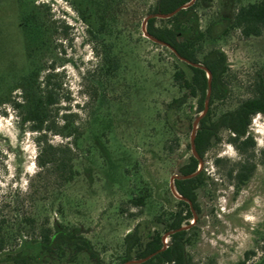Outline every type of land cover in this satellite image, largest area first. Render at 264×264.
<instances>
[{
  "label": "rangeland",
  "instance_id": "1",
  "mask_svg": "<svg viewBox=\"0 0 264 264\" xmlns=\"http://www.w3.org/2000/svg\"><path fill=\"white\" fill-rule=\"evenodd\" d=\"M156 1L0 0L1 214L26 220L20 239L7 233V249L32 264H119L136 226L143 243L155 232L169 241L167 226L181 208L172 179L195 155L199 115L193 98L169 107L183 93L174 58L143 31ZM256 1L200 0V27ZM213 48L229 65L228 97L212 106L218 117L252 98L264 77V28L203 43ZM36 108L40 129L23 122ZM248 130L253 145L222 131L198 164L205 181L190 264H264V114ZM243 163L251 170L244 184L235 178ZM70 167L76 175L65 182ZM55 224L79 231L98 260L72 248L62 256L41 251V230Z\"/></svg>",
  "mask_w": 264,
  "mask_h": 264
},
{
  "label": "trees",
  "instance_id": "2",
  "mask_svg": "<svg viewBox=\"0 0 264 264\" xmlns=\"http://www.w3.org/2000/svg\"><path fill=\"white\" fill-rule=\"evenodd\" d=\"M199 1L194 0L186 6L191 0H157L145 25L149 36L173 50V52L170 50L175 62L173 80L183 93L173 99L169 107L179 109L188 99L193 98L197 104L196 113L198 115L204 113L198 120L193 140L195 155L190 156L188 163L179 169L178 178L173 181L175 190L182 199L178 201L181 208L173 212L167 226L169 241L164 244L161 234L155 232L143 243L136 226L124 237V255L119 264L191 263L186 248L196 230L197 219L193 218L199 213L198 188L205 181L203 170L202 168L198 170V164L203 160L205 153L220 139L222 131H227L232 141L241 140L244 146L253 145L248 130L251 119L256 114H264V77L259 76L254 84L252 98L244 100L234 110L214 117L213 104L228 97L229 65L222 50L217 48L203 50V43L207 40L221 39L235 29L244 38L259 36L264 28V0L242 5L236 9L232 18H218L211 21L204 30L200 27L196 11ZM175 10L178 11L169 17H160ZM206 71L210 74V79ZM23 122H31L35 129H40L44 119L36 108L27 113ZM245 170L246 164L243 163L235 175L237 182L244 184L249 180L251 170ZM75 175L76 172L70 167L65 182L72 181ZM190 175L193 176L188 177ZM137 201L138 205L143 204V198H138ZM2 211L3 206L0 203V261L32 264L31 256L25 252L7 249V233L11 232L14 240L20 239L21 227L27 224L26 220L24 218L13 220L10 216L1 214ZM190 220H193L192 224ZM38 247L50 256H62L66 249L72 248L76 252L86 253L93 260H98V254L87 238L76 229H65L59 224L41 230ZM138 247L140 250L135 252ZM250 254L251 252H246L245 256L248 257Z\"/></svg>",
  "mask_w": 264,
  "mask_h": 264
},
{
  "label": "water",
  "instance_id": "3",
  "mask_svg": "<svg viewBox=\"0 0 264 264\" xmlns=\"http://www.w3.org/2000/svg\"><path fill=\"white\" fill-rule=\"evenodd\" d=\"M194 0H191V2L189 3V4H187L186 6H188V5H190L192 2H193ZM185 6V7H186ZM178 10H175L173 13H171V14H169V15H163V16H160V17H169V16H171V15H173L174 13H176ZM148 18H150V16H148L147 18H145L144 19V21H143V31H144V33L146 34V36L148 37V38H150V39H152V40H154V41H156V42H158V43H160V44H162V45H164V46H166L165 44H163V43H161V42H159L158 40H156V39H154V38H152L151 36H149L147 33H146V29H145V25H146V22H147V19ZM167 48H169L172 52H173V50L170 48V47H168V46H166ZM182 61H183V59H181ZM188 64H190V65H193V66H197L196 64H191V63H188ZM207 72V71H206ZM207 77H208V79H210V74L207 72ZM207 96H209V91H208V94H207ZM207 107V105H205V108ZM204 113V112H203ZM203 113H201L199 116H198V118H197V123H198V120H199V118L203 115ZM197 128V127H196ZM196 128H195V130H194V132H193V137H192V147H193V150H194V144H193V140H194V137H195V133H196ZM195 152V151H194ZM200 168V167H199ZM199 170V169H198ZM194 175V174H193ZM193 175H190V176H188V177H191V176H193ZM175 178H178L177 176H174ZM173 180L174 179H172V188L174 187V185H173ZM175 188V187H174ZM180 199H182L181 197H179ZM195 219V218H194Z\"/></svg>",
  "mask_w": 264,
  "mask_h": 264
},
{
  "label": "bare ground",
  "instance_id": "4",
  "mask_svg": "<svg viewBox=\"0 0 264 264\" xmlns=\"http://www.w3.org/2000/svg\"><path fill=\"white\" fill-rule=\"evenodd\" d=\"M172 190H173L174 194H175L177 197H180V195L177 193V191L175 190L174 187L172 188Z\"/></svg>",
  "mask_w": 264,
  "mask_h": 264
},
{
  "label": "built area",
  "instance_id": "5",
  "mask_svg": "<svg viewBox=\"0 0 264 264\" xmlns=\"http://www.w3.org/2000/svg\"><path fill=\"white\" fill-rule=\"evenodd\" d=\"M166 243V242H165Z\"/></svg>",
  "mask_w": 264,
  "mask_h": 264
}]
</instances>
